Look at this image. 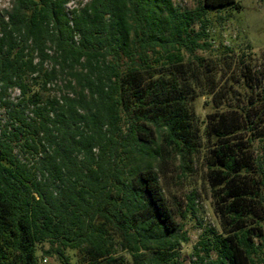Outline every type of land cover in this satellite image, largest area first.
Here are the masks:
<instances>
[{"label": "trees", "instance_id": "obj_1", "mask_svg": "<svg viewBox=\"0 0 264 264\" xmlns=\"http://www.w3.org/2000/svg\"><path fill=\"white\" fill-rule=\"evenodd\" d=\"M71 1L0 13V264H183L163 183L201 152L220 228L194 264H264V49L217 13L238 1Z\"/></svg>", "mask_w": 264, "mask_h": 264}, {"label": "rangeland", "instance_id": "obj_2", "mask_svg": "<svg viewBox=\"0 0 264 264\" xmlns=\"http://www.w3.org/2000/svg\"><path fill=\"white\" fill-rule=\"evenodd\" d=\"M87 1L72 0L67 5V10ZM197 1L173 0V3L181 11H185L193 9ZM237 1L240 5L239 10L225 9L217 12L225 15V20L219 26V33L225 43L242 44V46L249 43L252 49L259 53L264 49V0ZM10 5L11 0H0V13L4 8H9ZM9 94L16 101L19 91L18 89H10ZM193 103L196 115L200 117L199 119H203L206 112L203 108V99L197 98ZM0 117L4 123L6 118L2 108H0ZM188 166L181 164L179 158L172 159L167 168V172L170 175L165 179L163 187L168 203L175 214L178 232L187 237L186 241H180V245H178L179 261L183 264H194L197 259L196 253L203 254L199 244V241L205 236L203 233L211 227L219 229L220 223L218 216L214 212L213 201L207 183L203 152L197 153ZM192 191H195L196 194L195 214L188 213L187 217L182 219L180 213L185 209L187 195ZM210 258L215 259L216 254L212 253ZM44 263L59 264L54 257H47Z\"/></svg>", "mask_w": 264, "mask_h": 264}, {"label": "built area", "instance_id": "obj_3", "mask_svg": "<svg viewBox=\"0 0 264 264\" xmlns=\"http://www.w3.org/2000/svg\"><path fill=\"white\" fill-rule=\"evenodd\" d=\"M44 262H46V259L44 260Z\"/></svg>", "mask_w": 264, "mask_h": 264}]
</instances>
